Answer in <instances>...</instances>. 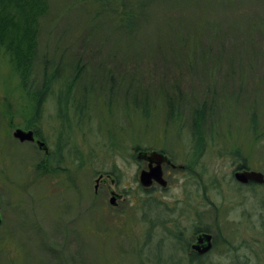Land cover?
Instances as JSON below:
<instances>
[{"label": "rangeland", "instance_id": "obj_1", "mask_svg": "<svg viewBox=\"0 0 264 264\" xmlns=\"http://www.w3.org/2000/svg\"><path fill=\"white\" fill-rule=\"evenodd\" d=\"M107 1L48 0L39 19L37 86L45 60L83 68L77 105L54 93L32 123L46 153L12 135L32 103L0 51V264H198L172 236L197 226L202 264H264V187L232 177L264 175V0H124L142 6L130 30ZM136 148L184 168L143 192Z\"/></svg>", "mask_w": 264, "mask_h": 264}, {"label": "trees", "instance_id": "obj_2", "mask_svg": "<svg viewBox=\"0 0 264 264\" xmlns=\"http://www.w3.org/2000/svg\"><path fill=\"white\" fill-rule=\"evenodd\" d=\"M108 6L106 9L110 13H114V20L116 23L130 30L138 16L135 7H129L125 4L124 0H109L103 3V7ZM142 8V6L140 7ZM140 10V9H139ZM48 11V0H0V51H4L10 57L11 64L15 74L18 75L21 88L26 95L27 99L32 103V115L27 122L26 130H33L37 134L38 132L34 129L33 124L36 122L41 113V104L48 97L56 93L58 94L64 90V100H70L74 106L77 105L76 101L72 100L71 92L74 89V83L80 79L83 68L76 65V71L72 76V79H67L64 73L59 69L58 66L52 68L51 71H47V61H44V71L39 85L35 83L33 79V63L36 57L37 48V29L39 25V19L44 16ZM58 102V100H57ZM67 105V103H66ZM65 102L63 106H66ZM58 103V109L60 110ZM169 118H172L174 112V106L168 104ZM198 120L203 122L204 109H200ZM197 127H199L197 125ZM199 147L202 144L198 143ZM238 170L247 169L244 164L237 166ZM253 185V184H250ZM249 186V185H248ZM172 236L178 240L181 245V249L186 251L189 247V242L183 243V241L177 235V232ZM205 256L194 255L188 253V259L190 263L202 264Z\"/></svg>", "mask_w": 264, "mask_h": 264}, {"label": "water", "instance_id": "obj_3", "mask_svg": "<svg viewBox=\"0 0 264 264\" xmlns=\"http://www.w3.org/2000/svg\"><path fill=\"white\" fill-rule=\"evenodd\" d=\"M13 137L20 142H33V132L31 130L24 131L21 129H15L13 132ZM39 147L43 148L45 145L42 142H39ZM137 159H145L149 162L148 169L142 170L139 174V182L140 185L144 188H148L152 185V183H156L159 186L165 188L167 183L162 177V171H161V163L168 162V159L158 153V152H152L149 156H146L144 152H140L137 155ZM154 164V166H152ZM234 180L242 185L246 184H254L258 186L264 187V175L261 172L258 171H252L248 169H243L241 171H236L233 175ZM102 179V176H99V179L96 180V186L95 189L98 186L99 180ZM106 182V180L103 181V183ZM119 199V196L115 194L113 191L110 192V199L109 203L112 206H115L116 200ZM2 219L0 217V225H1ZM212 249V236L207 233H202L197 236L195 243L191 246V250L196 252L198 255H204L208 253Z\"/></svg>", "mask_w": 264, "mask_h": 264}, {"label": "flooded vegetation", "instance_id": "obj_4", "mask_svg": "<svg viewBox=\"0 0 264 264\" xmlns=\"http://www.w3.org/2000/svg\"><path fill=\"white\" fill-rule=\"evenodd\" d=\"M26 131H28V130H26ZM31 131L33 132V137H34V141H33L32 143H35L36 146H37L40 150H43L44 153H46V152H47L46 144L40 139V137L38 136V134H37L35 131H33V130H31ZM39 142H42V143L45 145V147L40 148V147H39V144H38ZM133 152H135V153H134V158H135L136 162L142 163L141 165L139 164V165H140V166H139L140 169H139V173H138V183H139L138 188L141 189L143 192H156V191H158V190H165V189L167 188V186H166L165 188H163V187H161V186H159L158 184H156V183L153 182L152 185H151L150 187H148V188H144V187H142V186L140 185V182H139V174H140V172H141L142 170H147V169H148L149 162H148L147 160H145V159L138 160V159H137V155H138L140 152H144V153L146 154V156H149L150 153L155 152V151H147V152H146V151H142V150L136 148L135 150H133ZM158 153L164 155V156L168 159V162H163V163H161V166H160V167H161V171H162V177H163V179H164V180L166 181V183H167V177L170 176V174H171L173 171H176V170H182L184 167H182V166H179V167L175 166V165L172 163V161H171L169 155H168L166 152L158 151ZM46 155H47V154H46ZM152 166H154V164H152ZM236 171H241V170H238L237 167L233 168L232 177H233V175H234V173H235ZM233 179H234V177H233ZM241 185H242V184H241ZM247 185H250V184H246L245 186H247ZM202 233L210 234V233H208L207 231H205V230H203L202 228H200V227L197 226V227H195V228L193 229V231H192V235H191L190 239H187V240L185 241V242H189V249H190V252L193 253L194 255H198V254H197L196 252H194L193 250H191V246L195 243L197 236L200 235V234H202ZM177 235L179 236L180 239L184 237V233H183V231H181V230H179V231L177 232ZM210 235H211V234H210ZM211 236H212V235H211ZM181 240H182V239H181ZM212 246H213V237H212ZM208 253H209V252H208ZM208 253H206V254H204V255H198V256H206Z\"/></svg>", "mask_w": 264, "mask_h": 264}]
</instances>
